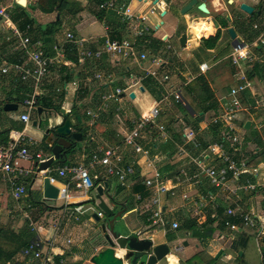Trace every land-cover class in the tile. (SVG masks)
I'll list each match as a JSON object with an SVG mask.
<instances>
[{
	"label": "crops",
	"instance_id": "obj_1",
	"mask_svg": "<svg viewBox=\"0 0 264 264\" xmlns=\"http://www.w3.org/2000/svg\"><path fill=\"white\" fill-rule=\"evenodd\" d=\"M38 1L2 0L1 2L8 8L10 17L9 20L0 19V105L10 95L16 93L17 88L28 86L31 90L24 105L13 102H6L3 105L5 107L9 103L17 104L18 111L7 112L4 107L2 111L0 110V131L13 129L10 132L8 143L3 146L8 147L20 138L31 141L33 144H30L29 149L33 159L20 163L22 167L31 172L16 181L18 185L26 187L29 194L26 193L21 200L14 199L12 188L9 187L7 181L0 177V212L6 213L8 219L13 220L14 223L22 224L25 221L24 218L26 219V210L37 209L40 219L36 223L39 227L37 228V225L34 224L36 225L34 232L36 237L47 242H54L56 245L55 247L47 246L48 250L54 253V264H75L82 259L80 255L87 252L92 257L109 246L107 240L103 241L100 239V235L97 236L100 233H88L89 227L93 226L91 224L93 219L87 217L86 221L81 218V207L72 205L83 203L82 206L87 205V210L98 208L99 201L96 200L98 186L104 187L102 198L107 205L115 206L116 211L123 209L127 211L121 220L126 231L120 233L121 235L136 234L141 238L151 237L155 245L164 243L169 245L171 252L159 264H189L192 261L195 262L197 256L201 257V264H208L211 257H215L219 252L221 255L224 254L226 251L224 243L230 242L232 236L236 237L239 234L226 235L231 232L221 223L223 213L231 207L237 212L253 214L247 201H250V204L254 206H259L255 214L261 217L262 223L258 228H261L264 233V208H261V205L264 204V192L247 193L242 191L237 195H231L213 187L200 167V165L214 166L217 164L219 157L210 152L209 146L226 141L225 136L229 135L231 138L236 137L239 140L231 151L235 159L246 163L249 169L247 176L253 181H261L264 177V122L262 120L264 115V72L250 78L251 68L247 65L248 63L235 65L236 69L227 65L228 61L231 62L229 56L235 47L228 29L233 28L239 41L247 44H251L248 40L253 35L257 36L252 43L264 41V0H252L250 5L255 8L254 13H257L259 18L249 25L248 22L252 14L249 15L240 9L244 0H205L210 11L208 15L201 16V12L197 7H194L186 15L181 14L186 21L179 23L172 33L163 32L164 25H166L165 20L159 21V17L153 16L149 23L152 26L151 33L145 34L143 37L133 35L129 17H122L123 14L118 13L119 8L127 6L132 13H137L146 11L152 4L142 3L141 0H106L103 2L104 4H99V11H94L93 14L101 21L103 33L84 38L76 32L68 30L64 41L54 38L59 31L51 37L42 36L39 27L43 28L60 18L63 22L65 21L63 20L64 15L77 16L86 10V6L81 4V0L79 7L74 10L68 4L67 12L60 16L57 13H42L39 10ZM175 1L179 0L168 2L166 7L162 6L163 11H160L166 10L164 17L168 15V8ZM180 1L182 11L191 0ZM110 3H113L114 6H108ZM101 4H103L102 8ZM18 5L27 11L28 19L21 17V9ZM195 8L196 11L193 12ZM100 11L104 12L102 18L98 16ZM192 12L193 14H191ZM213 12L225 15L229 20L227 28H221L220 25L215 24ZM43 18H48V21H44ZM239 21L246 24L244 25L247 26V31L237 24V22L240 23ZM94 24L92 22L90 26ZM14 29L19 30L24 38L30 39L28 48H18L19 41L13 38ZM219 29L222 31V35L217 46L214 49L204 48L201 43L202 39L215 36ZM188 32L192 34L191 38H188ZM69 33L74 35L73 41L67 38ZM183 35L186 36L184 46L180 42ZM107 39L119 42L130 41L133 44V55L138 56L141 53H146V60L135 61L130 56L131 51L116 56L109 55L104 48V41ZM79 40H84V43L80 45ZM174 40L180 44L181 53L174 52ZM191 43H194L198 48V64L190 58L182 57L183 52L190 50ZM66 45L72 46L73 49L76 48L73 60L66 56ZM30 51L42 52L47 60L55 62L49 67L47 74L38 81L35 78L36 65L29 57ZM87 51H99L102 56L84 59L83 57L86 55L83 53ZM253 54L263 61L261 64L264 66V46H261L260 51L256 49ZM154 59L161 61L160 66L157 67L153 64ZM203 63H208L211 66L205 75L200 71V65ZM28 68L31 69L32 74L25 79ZM68 69L72 76H69ZM126 70L128 73L125 72ZM150 70L158 71V79L148 76L147 71ZM242 75L248 76L252 85L241 98L239 97L241 111L232 120L233 129L230 131L222 124H211L212 117L222 114V106L232 100L231 89L240 83ZM164 76H167L168 79L164 80ZM200 76H204L209 83L212 91V103H204L199 96L200 87L191 86ZM71 87H74V91ZM117 88L127 89V91L116 99H104L107 95L113 94ZM132 93L135 94L134 99L130 97ZM148 93L153 95L155 102L149 108H145L142 113L137 111L130 101L122 100L127 94H130L131 100H140L141 96ZM175 93L181 94L182 103L177 102L174 97ZM49 95H52L53 106H60L61 110H65V114H62L61 110L60 113L53 111V114L56 115L55 125L61 124L62 116L66 115L72 121L75 131L83 133L81 150H79V143L77 150L68 156L66 164L62 162L51 168L53 175L59 177L58 169L64 167L77 165L88 167L91 155L98 150L117 149L125 163L135 166L136 175L127 181L125 187H122L114 177L106 175L103 168L98 167L90 169L92 177L97 174L100 176L99 180L102 179L94 190L77 191L74 184H71L66 197L61 195L56 201L64 203L49 205L48 202L46 204L52 208L49 212L41 213L40 204L34 205L28 200L33 189H37V191L43 189L45 176L40 174L36 178L37 160L35 157L37 154L49 157L45 146H43V144L45 145V132L32 128L31 122L34 121L35 111H38L39 119L49 113L43 112L45 114L40 116L39 109L42 107L37 105L38 97L42 96L43 98ZM33 100L36 101L33 106H26L27 101ZM44 104H50V101L45 99ZM157 105L160 107L161 117L158 123H150L143 129L137 139L142 151L137 152L133 146L125 143V138L135 128L140 118L149 115ZM89 113L97 115V117L89 115ZM25 114L30 116L29 124H25L21 119ZM248 122L250 127L246 128ZM159 123L166 127V138L159 130ZM21 126L24 127L23 130H19ZM185 127L193 128L197 132V138L194 142L187 144L185 154L179 155V146L183 144L181 130ZM229 142L232 144L231 139ZM157 173L167 187L175 190L176 196L161 195L155 198L158 200V204H155L152 191L145 185V182L148 179H154ZM70 177L69 175L66 179L57 180L55 186L61 190L70 181ZM95 180L98 181L94 178ZM213 188H215L214 194L210 192L213 191ZM183 195H188V198L184 199ZM110 197H114L116 202ZM203 200L205 206L199 210L198 205ZM160 207L163 212V224L154 223L153 218L154 212ZM219 210L221 214L218 213ZM97 213H101V210L99 209ZM215 217L217 220L212 226L215 229L214 235L205 242L199 241L192 231L183 227L184 220H192V225L196 228L207 225ZM27 219L28 222L29 219ZM101 220L104 224L106 223L105 215ZM29 221L33 222L32 218ZM175 222L179 224L177 229L172 227ZM1 227L16 232L22 229L17 226H13L16 229L0 225ZM258 228L251 231L256 232ZM158 231H162V233H158ZM248 232L249 229L243 234L249 236ZM107 233L109 232L102 234L107 236ZM67 240H71L72 244L68 245ZM217 242L220 245L214 248V243ZM85 244H87V250L83 246ZM192 245L197 249L195 253L180 255L186 253V249L191 248ZM117 254L118 256L122 255L121 251H117ZM261 255L264 263L263 251ZM242 256L244 264H249L245 259V253ZM56 257H62L59 263H57ZM72 257H74L73 260ZM238 258L240 259V257ZM7 264L35 263L25 258L21 253L13 262ZM82 264L84 263L82 262Z\"/></svg>",
	"mask_w": 264,
	"mask_h": 264
},
{
	"label": "built area",
	"instance_id": "obj_2",
	"mask_svg": "<svg viewBox=\"0 0 264 264\" xmlns=\"http://www.w3.org/2000/svg\"><path fill=\"white\" fill-rule=\"evenodd\" d=\"M174 0H141L142 3H151L152 6L149 10L141 11L137 13H132L131 9L127 6H122L119 8V14L123 16L129 17V25L131 31L135 37H143L145 34L151 33L152 26L149 25L150 19L153 16L164 17L166 14V10L163 11L162 6L166 7L168 2ZM2 0H0V19L9 20V10L6 6L1 4ZM108 6L113 7L114 4L110 3ZM257 28V26H255ZM14 39L19 41L18 48L26 49L29 46L30 39L28 37L24 38V35L17 29H14L13 32ZM67 38L71 41L74 40V35L68 34ZM84 40H79V44L82 45ZM261 46H264V41L255 42L251 44H247L245 42L239 41L235 44V47L229 56L230 61L234 65H240L241 63H254L259 62L263 63L261 59H258L254 56V52L256 49L260 51ZM104 48L106 52L111 56L121 55L126 52L131 51L132 58L135 61L146 60L147 54L141 53L138 56L133 55V44L128 41H114L107 39L104 41ZM83 58H100L102 53L87 51L83 53ZM29 57L36 65L35 68V78L40 80L44 77L49 67L55 64L54 61H49L45 58L42 52H29ZM153 64L157 67L160 66L161 61L158 59L153 60ZM211 66L208 63H203L200 65V71L203 75H205ZM7 72V70H4ZM32 74L30 68L27 70L28 78ZM148 76L154 77L158 79V71L150 70L147 71ZM101 78V76H98ZM164 80L168 79L167 76L163 77ZM251 82L248 76L242 75L241 81L238 85L231 89L232 100L222 106V114L214 115L211 119V124H222L228 128V130L233 129L232 120L238 115L241 111V107L239 104L240 95H244L247 90L251 87ZM127 89L117 88L115 92L111 95H107L104 97L105 100L116 99L118 96L125 93ZM177 102L182 103L183 99L180 93H175L174 95ZM36 101H27L26 106H33ZM94 117L97 115L90 114ZM161 117V110L159 105L155 106L149 115L142 116L140 120L137 122L135 128L126 136L125 143L127 145H131L137 152H141L142 149L137 143V139L140 137L143 129L149 125L150 123H158ZM22 121L25 124L30 123V116L23 115L21 117ZM160 124V123H159ZM159 130L167 137L166 127L164 125H159ZM182 137L183 144L179 146V155L185 154V148L187 144L194 142L197 138V132L191 127H185L182 129ZM226 141H221L219 143H214L209 146L210 152L217 155L219 160L214 166H203L200 165L204 176L209 180L210 184L213 187L219 188L225 192H228L231 195H237L239 192H247V193H257L264 192V177L261 181H253L251 178L247 176L248 167L246 163L243 161H238L235 159V156L232 153V148L239 142L238 138L230 137L229 135L225 136ZM232 140V144L229 140ZM30 144H33L31 141H26L23 138H20L13 144H10L8 147L0 146V177L8 182L9 187L12 188V196L17 201L21 200L27 193L26 187L23 185H18L16 183L22 177L27 176L31 173L28 169L22 167L20 165L21 162L31 161L33 156L30 153ZM50 157L44 156L43 154H37L35 159L37 160L36 167L42 162H45ZM103 168L106 175L110 177H114L122 187L127 185V181L136 175L135 166L133 164H127L124 161V158L118 154L117 149H109V150H98L94 154L91 155L89 166L85 165H77L73 167H64L58 169V176L53 175V170L49 169L41 172L44 176L50 178L51 184L55 185L57 180L66 179L69 175L70 181H68L64 188L60 190V196L66 197L68 190L70 189L71 184H74L77 191H91L95 189L94 178L99 179L100 176L95 174L94 177L91 175L90 169L94 168ZM252 176H255L252 174ZM145 185L151 189L154 203L158 204V200L155 199L161 195L166 197H175L176 192L173 188H169L160 180V175L157 173L154 179H148L145 182ZM184 199L188 198V195H183ZM196 205V204H195ZM205 206L204 200L201 204L198 205V209L201 210L202 207ZM223 217L221 218V223L224 228L228 229L233 235L242 234L246 232V230H254L259 227L261 224V217L258 215L251 214L249 212H237L234 208H227L223 213ZM103 213H99L98 216L103 218ZM27 218L31 220V217L27 215ZM154 223L163 224V212L161 207L154 212L153 214ZM233 219L240 220V223L235 222ZM34 222H30V227L34 228ZM173 229H177L179 227L178 223L172 224ZM232 241L236 240L235 236H232ZM67 244L71 245L72 241L67 240ZM47 246L56 245L54 242H47L42 240L40 237H36L33 239L29 245L21 252L22 255L29 259L31 262L35 264H54L55 256L54 253L49 251Z\"/></svg>",
	"mask_w": 264,
	"mask_h": 264
},
{
	"label": "rangeland",
	"instance_id": "obj_3",
	"mask_svg": "<svg viewBox=\"0 0 264 264\" xmlns=\"http://www.w3.org/2000/svg\"><path fill=\"white\" fill-rule=\"evenodd\" d=\"M36 1V0H35ZM38 1V0H37ZM80 1V0H77ZM81 4L86 6V10L83 11V13L78 14L77 16H71V15H64L63 20V24L59 27V33L54 36L55 39H58L59 41H64L66 38V33L68 30H72L73 32H76L80 37H84V38H88L92 35H97V34H101L103 33L102 30V25H101V21L99 19H97L95 16H93V14L95 13L94 11H99V4L97 3L98 0H81ZM252 2V0H244L242 4H247L250 5ZM88 3V4H87ZM23 4H25V2L23 1ZM181 1H175L172 3V5L168 8V15L166 17H159V21H162L163 19L166 22V25H164V31L163 32H168V33H172L173 29L175 27H178L179 23H183L186 20L184 19V17L181 15ZM251 6V5H250ZM149 10V8L147 9ZM34 11V10H32ZM196 11V8L194 9L193 12ZM193 12L191 14H193ZM201 16H205V14L200 13ZM34 19V18H33ZM44 21H48V18H43ZM95 23L93 26H90L91 23ZM184 25V24H183ZM192 34H190L188 32V38H191ZM174 52L175 53H181V47L180 44L176 43L174 40ZM182 57L183 58H190L192 59L195 63L198 64L199 59H198V48L195 47L194 43L190 44V50L183 52L182 53ZM225 62H227V60H225ZM178 65V64H177ZM227 65L230 67L231 63L228 61ZM72 91H74V87H71ZM130 94H127L122 100L125 101H130L133 105L134 108L139 111L140 113H142L144 111L145 108H149L154 101V98L152 97L153 95L151 93H148L144 96H141L140 100H131L129 98ZM71 102V101H70ZM23 108L21 107V110ZM82 111V108H80ZM79 110V112H81ZM52 112V113H51ZM45 114V113H44ZM47 114V115H46ZM44 117H41V119H39L38 116L34 115V121H37L40 125L39 127H33V122H31V127L34 129H38L41 131L45 132V129L47 128V126H55L56 124V115L53 114V111H50L49 113H46ZM263 122H264V115H263ZM183 129V128H182ZM181 134H182V130H181ZM83 143L79 144V150H81V146ZM43 146H45L44 148H46L47 146L43 144ZM43 189H39V191H37V189H33L31 192V197L32 199H34L35 201H41L42 197H43ZM27 195L28 192H27ZM57 201V200H56ZM50 201V204H54V203H64L63 201ZM249 203V209L251 210V212L256 215L255 213L257 212V210L259 209V206L256 205L254 206L253 204H250V201H247ZM47 204V202H46ZM245 207H247L246 205H244ZM81 207V211L80 212V217L83 219H93V222H91V224L93 225L92 227L90 226L89 229L87 230L88 233H100L97 236L100 235V239H103V241L106 240V235L102 234L104 233L102 230V225L104 224L103 221L97 222L94 220L93 215L95 213H97L99 211V208L94 207V209H88L87 210V205L84 204ZM261 208H264V204L261 205ZM255 209V210H254ZM27 215H29L34 224L37 225L36 222H39L40 216L37 213V209L36 210H31V209H27ZM27 215H26V219H27ZM88 217V218H87ZM26 219L24 218V222L22 224H18V223H14L13 220H9L8 216L6 213L4 212H0V225L6 227V228H10L13 226H17V228L20 227H29L33 230L32 227H30V221L28 220V222L26 221ZM10 221H12V223H9ZM122 221L117 222V226H116V230L119 233H124L125 230V226H123V224L121 223ZM36 225L34 226V228L36 229ZM48 225V224H47ZM39 227V225H37V228ZM14 228V227H13ZM16 229V228H14ZM35 231V230H33ZM248 231V230H247ZM158 233H162V231H158ZM249 236H250V240H249V244L248 247L245 250H242L240 252L245 253V259L249 264H264L262 262V255L261 252L264 251V233H262L261 228H258V230L256 232H253L251 230H249L248 232ZM258 234V235H257ZM229 236H232L233 234H226ZM237 235H236V239H237ZM226 240H229L228 238H226ZM225 241V240H224ZM230 242H226L224 243L225 247H226V251L224 254H222L218 259H216L217 255H215V257H211L210 258V262L208 264H238V257H239V253L235 250H233L232 244L234 241L231 242V240H229ZM3 243V242H2ZM220 243H214V248L219 247ZM8 244H3V247H5L6 249L8 248ZM84 248L87 250V244L83 245ZM82 246V247H83ZM230 247V248H229ZM197 249L194 247V245L191 246V248L186 249V253H181V256H185V255H191L192 253H195ZM81 252L79 251V254ZM211 254V253H208ZM82 256V259L79 260L76 263H84V264H92L90 263V255L86 253H84V255H80ZM74 257H72L73 260ZM75 263V264H76ZM189 264H201V257L197 256L195 258V262L192 261Z\"/></svg>",
	"mask_w": 264,
	"mask_h": 264
},
{
	"label": "water",
	"instance_id": "obj_4",
	"mask_svg": "<svg viewBox=\"0 0 264 264\" xmlns=\"http://www.w3.org/2000/svg\"><path fill=\"white\" fill-rule=\"evenodd\" d=\"M194 7L203 13L208 15L210 13L205 0H191L181 11L182 15L189 13ZM240 9L251 15L254 13L255 8L247 5L241 4ZM165 15V14H164ZM228 33L234 40V44L239 41L237 38V33L233 28L228 29ZM181 44L184 46L186 43V36L183 35L180 40ZM132 99L135 98V94L130 95ZM4 110L7 112L18 111L17 104H6ZM62 114H65V110H61ZM43 109H39V115L42 116ZM63 117V116H62ZM79 121L81 119L79 118ZM34 127L38 126L37 122L33 123ZM250 127L248 122L246 128ZM44 143L47 146L46 152L50 157L47 161L42 162L38 165L36 170V178L42 174L41 172L51 169L57 164L66 162L68 156L77 150V145L83 142V133L81 131H75L73 128V123L71 120L63 117V121L59 125L49 126L45 129ZM103 186L97 187L96 200L99 201L98 208L106 217V223L102 225L103 232L107 233L106 240L109 244L108 247L101 250L96 255L90 258V263L92 264H159L170 252L171 248L168 244H158L155 245L154 240L151 237L141 238L139 235L131 234L128 236L121 235L116 230V223L121 221L123 215L127 212L126 209L116 211L114 207H110L103 200ZM60 190L55 185L51 184L50 178L45 176L43 180V201L46 203L50 201H56L60 197ZM80 204H72L75 207L82 206ZM95 221H102L98 217V213L93 215ZM125 249L127 254L124 258L117 257L115 250ZM243 252L239 253L241 259ZM221 256V252L218 253L216 259Z\"/></svg>",
	"mask_w": 264,
	"mask_h": 264
},
{
	"label": "trees",
	"instance_id": "obj_5",
	"mask_svg": "<svg viewBox=\"0 0 264 264\" xmlns=\"http://www.w3.org/2000/svg\"><path fill=\"white\" fill-rule=\"evenodd\" d=\"M68 1V3H67ZM93 1V0H91ZM106 0H98V4L105 2ZM68 4L71 6V9H75L77 7H79L80 1L77 0H39L38 1V5H39V10L44 13V14H53V13H57L58 15H62L64 13L67 12L68 10ZM104 4V3H103ZM103 4H101V8L103 6ZM19 6V5H18ZM19 8L21 9V17L27 18L28 19V13L27 11L23 10V8L21 6H19ZM19 15V16H20ZM98 16L100 18H102L104 16V12L100 11L98 13ZM212 16L214 18V22L217 25H220L221 28H227L229 25V20L225 17L224 14L221 13H212ZM259 18L257 13H253L252 16L250 17V20L248 22V25L253 22H255L257 19ZM240 22V21H239ZM241 23V24H240ZM237 24L239 26L242 27V29H246L247 31V26H245L246 24L243 22H240ZM63 24L62 19L60 18L59 20H56L53 23H50L48 25H46L45 27H39V29H41L42 31V36L44 37H51L53 36L57 31H59V27ZM245 24V25H244ZM246 27V28H245ZM222 35V31L219 29L217 31V34L213 37H210L209 39H202V45L204 48L206 49H214L217 46V43L219 42L220 38ZM257 36V35H256ZM255 35H253L250 40H248L250 43L254 42V39L256 38ZM65 52H66V56H68V58H70L71 60L74 59V55L76 53V48L73 49L72 46L70 45H66L65 47ZM231 65L230 67L232 69H236V66L230 62ZM250 68H251V72H250V78H253L255 76H259L262 72H264V66H262L261 63L259 62H254L251 64H247ZM70 69H68V73L70 74L69 76H72L71 73L69 72ZM126 73H128V71H125ZM71 78V77H70ZM192 87H196L199 86L200 87V92H199V96L200 98L203 99V102H208V103H212V91L209 87V83L207 82V80L205 79L204 76H200L198 77L192 84ZM17 92L12 95H10L5 101L1 102L0 105V110H3V105L6 102H13V103H17L20 105H24V101L26 100V98L28 97V95L31 93L30 89L28 86H23L22 88H17L16 89ZM243 95H240V98ZM47 99L50 101V104H44V100ZM52 95H49L48 97H38V103L37 105L43 108V112H50V111H56L58 113H60L61 107L59 106H53L52 104ZM213 106V105H212ZM208 108H213V107H208ZM36 116L38 115V111H35ZM63 117H66V115H63ZM67 118V117H66ZM68 119V118H67ZM24 127L21 126L19 128V130H23ZM11 130H13L12 128L9 129H5L0 131V146L6 145L9 141V137H10V132ZM45 140V139H44ZM67 162H65L66 164ZM252 166H254V164H252ZM94 177V176H93ZM101 180L98 179L94 181L95 183V188L97 187L98 183L101 182ZM94 190V189H92ZM28 192V191H27ZM212 194H214L215 192V188H213V191H210ZM117 193V192H116ZM113 201L116 202V199L114 197H110ZM30 202H32L34 205L39 203L40 204V209L42 210L41 213H45V212H49L52 210L51 207L47 206L46 203L43 201V199L41 201H35L34 199H32V197L30 196L29 199ZM39 209V208H38ZM221 212L220 210L218 211V213ZM221 214V213H219ZM218 214V215H219ZM215 220H217V218L215 217V219H212L210 221V223H207V225L205 226H199V227H194L192 225V220H184L183 221V227L187 230L192 231L193 235L195 237L198 238L199 241H207L208 239H211L214 235L215 229L212 227L213 224L216 222ZM235 222L240 223V220H236L233 219ZM194 228V229H193ZM36 238V234L35 232L29 228V227H24L22 228L20 231L16 232L14 230H6L3 229L2 227L0 228V264H7V263H11L13 262L16 257L18 255L21 254V252L29 245V243ZM3 242V243H2ZM248 242H249V236H245L243 233L239 234L238 239L236 241L233 242L232 244V249L236 250L237 252H240L242 250H245L248 246ZM8 244V248H4L3 244ZM263 255H264V251H263ZM62 259V257H56V261L57 263L60 262V260ZM192 260V259H191ZM189 260V261H191ZM78 264H82V263H78ZM238 264H244V258L243 256L241 257V260L238 258Z\"/></svg>",
	"mask_w": 264,
	"mask_h": 264
},
{
	"label": "bare ground",
	"instance_id": "obj_6",
	"mask_svg": "<svg viewBox=\"0 0 264 264\" xmlns=\"http://www.w3.org/2000/svg\"><path fill=\"white\" fill-rule=\"evenodd\" d=\"M145 116H146V115H145ZM117 251H121L122 255H121V256H118ZM126 252H127V251H125V250H119V249L115 250V254H116V256H117V257H121V258L125 257V255L127 254Z\"/></svg>",
	"mask_w": 264,
	"mask_h": 264
},
{
	"label": "flooded vegetation",
	"instance_id": "obj_7",
	"mask_svg": "<svg viewBox=\"0 0 264 264\" xmlns=\"http://www.w3.org/2000/svg\"><path fill=\"white\" fill-rule=\"evenodd\" d=\"M47 128H48V126H47Z\"/></svg>",
	"mask_w": 264,
	"mask_h": 264
}]
</instances>
